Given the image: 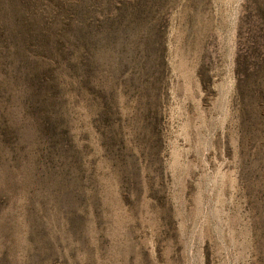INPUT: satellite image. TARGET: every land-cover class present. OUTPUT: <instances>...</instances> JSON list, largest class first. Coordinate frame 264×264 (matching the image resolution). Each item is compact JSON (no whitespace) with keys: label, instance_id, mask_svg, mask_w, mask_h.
<instances>
[{"label":"rangeland","instance_id":"rangeland-1","mask_svg":"<svg viewBox=\"0 0 264 264\" xmlns=\"http://www.w3.org/2000/svg\"><path fill=\"white\" fill-rule=\"evenodd\" d=\"M0 264H264V0H0Z\"/></svg>","mask_w":264,"mask_h":264}]
</instances>
